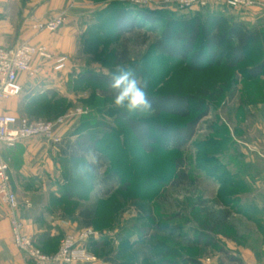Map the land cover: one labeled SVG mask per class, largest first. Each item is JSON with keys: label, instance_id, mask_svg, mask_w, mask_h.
Segmentation results:
<instances>
[{"label": "rangeland", "instance_id": "rangeland-1", "mask_svg": "<svg viewBox=\"0 0 264 264\" xmlns=\"http://www.w3.org/2000/svg\"><path fill=\"white\" fill-rule=\"evenodd\" d=\"M128 7L138 21L139 10L153 12L155 22H142L143 27L129 32L119 30L116 10ZM210 10H177L122 0H72L50 16L66 11L57 30L39 32L59 36H52V43L39 42L48 45L51 59L36 60L34 77L20 76L18 95L0 98L4 113L32 120L64 119L58 129L61 142L41 139L59 146L57 153L62 154L56 158V169L42 171L39 179L28 177L20 185L11 178L19 217L41 252L54 255L66 236L77 237L91 228L96 235L83 247L93 260L85 264H240L230 257H239L241 249L252 248L260 240L256 225H264V161H260L258 146H252L254 150L245 146L244 152L242 146L256 137L244 132L256 121V111L244 104L255 107L264 102V74L256 80L247 79L246 74L264 57V22L254 24L261 31L260 41L233 68L214 65L192 70L185 60L154 48L166 25L180 27L183 21L205 17ZM212 10L245 23L240 18L247 9ZM50 18L33 19L31 28L34 22ZM126 47L129 60L122 62ZM61 56L66 66L56 72L54 62ZM120 69L133 70L141 82L147 79L148 94L191 97L195 111L202 105L189 118L162 115L164 124H185L208 106L209 113L201 118L188 143L180 149L166 148L165 138L158 136L151 150L140 146L123 120L140 118L138 111L117 107L109 81L99 78L118 75ZM85 133L97 137L98 151L106 159L71 157L72 142ZM16 147L3 146L0 153H13ZM250 152H254L253 163L248 168ZM4 161L10 163L7 158ZM91 165L96 167L93 173ZM114 171L118 174L109 183L99 181ZM28 204L33 205L34 216L41 218V228L55 229L54 235H32L27 230L21 209ZM0 206L8 208L1 201ZM84 209L93 211L89 226L80 214ZM226 211L230 216L220 224L219 216ZM50 216H55L57 227L53 228ZM14 248L26 264H40Z\"/></svg>", "mask_w": 264, "mask_h": 264}, {"label": "trees", "instance_id": "trees-1", "mask_svg": "<svg viewBox=\"0 0 264 264\" xmlns=\"http://www.w3.org/2000/svg\"><path fill=\"white\" fill-rule=\"evenodd\" d=\"M116 11L117 28L124 32L143 27L145 23L142 22L152 23L156 20L153 12L146 13L144 10H139L141 21H138L137 17L131 13L130 7ZM260 38L261 31L257 26L229 19L222 13L210 10L205 17L196 16L194 20L183 21L180 27L166 25L155 41L154 48L160 54L185 60L188 68L192 70L202 71L214 65L236 67L247 58L250 48L258 43ZM123 52L122 62H128V47ZM246 74L249 80H256L263 75L264 57L257 65L250 67ZM99 78H106L110 85L113 77L107 78L102 75ZM148 95L152 101L153 110H138L140 118L123 117L140 146L146 150H151V146L156 142L158 136L165 138L166 148H182L194 136L201 118L209 113L207 106L202 115H197L196 118L185 124H164L160 120L162 115L189 118L193 113L201 111L202 105H197L195 111L191 97L175 93ZM41 104L43 105V103ZM145 114L150 115L146 116ZM70 154L76 159L89 155H94L98 160L106 159V156L101 155L102 153L98 151L97 137H92L88 133L79 136L72 142ZM95 170L96 167L91 165L90 173ZM117 174V171H114L106 177L100 178L99 181L109 183ZM97 177L95 175V177H91V180ZM80 214L84 216V220L86 219L84 224L91 225L93 211L84 209ZM229 216V211L219 216L220 224H224ZM230 259L242 264L239 257H230Z\"/></svg>", "mask_w": 264, "mask_h": 264}, {"label": "built area", "instance_id": "built-area-1", "mask_svg": "<svg viewBox=\"0 0 264 264\" xmlns=\"http://www.w3.org/2000/svg\"><path fill=\"white\" fill-rule=\"evenodd\" d=\"M140 5H151L160 8L180 10L213 9L224 7L231 10H244L253 7L264 8V0H122ZM66 11L56 16L32 24V28L41 31H55L65 21ZM52 54L45 43H32L28 40L19 41L12 47L0 46V98L18 95L22 91L20 76L26 74L34 77L37 73L36 62L51 59ZM37 60V61H36ZM66 66V58L58 57L54 62V71L60 72ZM64 119L57 121L32 120L23 115L0 113V145L8 148L16 147L22 141L40 138L53 143L61 142L58 134ZM0 201L7 205L11 219V237L14 246L29 258L40 264H85L93 257L83 247L96 233L86 228L77 237L66 236L60 243L59 251L47 255L35 247L32 238L25 231L18 213V202L11 186L9 164L0 159Z\"/></svg>", "mask_w": 264, "mask_h": 264}, {"label": "crops", "instance_id": "crops-1", "mask_svg": "<svg viewBox=\"0 0 264 264\" xmlns=\"http://www.w3.org/2000/svg\"><path fill=\"white\" fill-rule=\"evenodd\" d=\"M70 1L72 0H0V46L11 47L21 40H28L32 43H52V36L55 37V35L45 32L35 33L31 28V21L33 19L50 18ZM80 7L85 8L87 5L82 3ZM241 15L240 19L246 24L254 25L255 23L259 24L261 21L264 22V8L262 7L244 10ZM55 38L58 39L59 36ZM53 44L56 45V41ZM244 107L256 111L253 114L256 115L255 126L250 129H244L245 134L250 136L255 134L256 137L250 140L251 142L247 141L244 143L242 152L247 150V148L253 149L252 146L254 145L258 146V153L263 158L260 161H264V102L258 103L255 107L250 104H244ZM0 112H2L1 109ZM2 147L0 146V152ZM11 150L13 153H0V159H9L11 178L17 185H20L21 181L27 180L28 177L32 178L35 176V179H39L42 171L48 172L56 169V158L62 154L57 153L60 151L58 145L44 144L40 138L25 140ZM39 150L43 151V153H37ZM250 153L249 157H247L248 168H251V163H253L251 157H253L254 152ZM249 181L252 182L251 179ZM27 200L30 201L29 199ZM30 203L32 204V202ZM31 207L33 205L28 204V206H23V210L21 209L27 230L32 235L46 234V232L54 235L55 229L45 230L41 228L39 223L41 218L34 216L35 213L32 212ZM6 209L3 207L0 209V264H26L24 258L16 254L17 251L14 248L10 232V214L8 208ZM26 211H29V216L26 215ZM262 212L264 213V211ZM51 218L53 219V228L57 227L58 223L55 216H50L49 219ZM256 230L260 235V240L252 248L241 249L239 258L242 264H264V225L257 224Z\"/></svg>", "mask_w": 264, "mask_h": 264}, {"label": "clouds", "instance_id": "clouds-1", "mask_svg": "<svg viewBox=\"0 0 264 264\" xmlns=\"http://www.w3.org/2000/svg\"><path fill=\"white\" fill-rule=\"evenodd\" d=\"M114 90V103L117 107L126 108L129 112L151 111L152 101L148 95V81L141 80L133 70L120 69L109 85Z\"/></svg>", "mask_w": 264, "mask_h": 264}]
</instances>
